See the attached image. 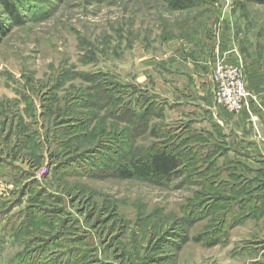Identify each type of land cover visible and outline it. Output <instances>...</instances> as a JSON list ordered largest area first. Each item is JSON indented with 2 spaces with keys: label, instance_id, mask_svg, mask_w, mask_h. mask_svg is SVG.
<instances>
[{
  "label": "rangeland",
  "instance_id": "obj_1",
  "mask_svg": "<svg viewBox=\"0 0 264 264\" xmlns=\"http://www.w3.org/2000/svg\"><path fill=\"white\" fill-rule=\"evenodd\" d=\"M7 1L19 21L0 0V159L26 174L0 169V264L264 263V251L244 250H264V211L211 245L226 204L212 210L215 194L191 178L197 166L187 147L203 133L208 144L217 140V167L232 158L235 173L250 178L264 167L234 151L225 127L236 114L209 88L232 36L250 43L264 70V0H193L184 10L167 0ZM245 83L244 108L263 113L264 99ZM142 97L160 117L142 118ZM163 125L176 127L171 141L187 156L168 177L137 171L131 157L148 158L169 141L157 132ZM64 161L70 168H60ZM218 179L216 192L232 196L235 182ZM257 182L245 191L264 192Z\"/></svg>",
  "mask_w": 264,
  "mask_h": 264
},
{
  "label": "trees",
  "instance_id": "obj_2",
  "mask_svg": "<svg viewBox=\"0 0 264 264\" xmlns=\"http://www.w3.org/2000/svg\"><path fill=\"white\" fill-rule=\"evenodd\" d=\"M1 2H3V4L6 6L12 18L15 20L17 19L16 21H19L18 15L16 13L13 3L7 0H1ZM167 2L169 6L174 10H184L193 3V0H167ZM0 31L3 33V30L1 29V23H0ZM135 104L141 107L142 118L150 114L151 115L154 114L157 117L161 116V114L154 113L152 109L153 104L147 98L142 97L138 99ZM131 110H132V114L134 115L133 109ZM113 112L116 116L120 115L118 114L120 112H119V109L117 108L116 109L113 108ZM188 124H191V123L187 122L185 127L188 128L187 126ZM164 125L163 127L161 126L159 129L157 128V132L162 131L161 133H163L164 135H170L169 141L166 140L165 142L155 143L154 149H153L155 151L153 153H150L148 158L144 156L143 157L136 156V158L131 157L132 161L129 164L132 165L137 171L146 173V174L148 173V175L156 176V177H159V176L168 177L178 171V168L180 167L179 161L184 159L187 156V150L180 152V150H178V145H174L173 143L174 141H171L172 139L174 140L176 138L175 134L173 133L174 131L173 128H176V127H173V128L172 126L164 127ZM65 128H66L64 129L65 131H68L70 129L67 127ZM75 129L77 130L80 129V126L75 127ZM217 135L221 139L225 138V135H222L219 132H217ZM157 137L161 138L158 133H157ZM210 137H213V136L210 135ZM189 141H191V143L188 144L187 147L189 148L192 147V149L195 151V158H192V160L189 163H195L197 166V171L191 174V178L196 179L200 183H205V185H208V186L211 185L210 186L211 190L214 192L213 194H215L214 195L215 198H213V200H216L215 203H211L213 207L212 210L215 207H217L216 205L217 202H218V205L221 204L220 208H223V206H225L226 204L222 213H220L219 215L222 226L221 228L219 227L218 229L214 230L215 237L212 238L213 241L211 242V245H214L215 242L219 241L220 238L224 237L223 235L226 233L225 228H232L238 223L242 222L245 218H249L255 214L263 213L264 211V192L262 193L254 192V189L258 188L259 186L255 188L253 186L250 189V191H245V190H248L250 188V185L252 184L256 185V178L258 181L257 183L259 184H261L260 182L264 183V167H262L261 169H258L257 172H259L258 173L259 176H257L256 178L247 177L243 174H240L237 171L235 173L233 166H234V163L236 164L238 161L234 162L232 158L226 159L224 161L226 162L224 167H217L216 166L217 162L214 160L213 162L211 161L213 157L215 156L217 149H218V145H216L217 144L216 138L214 139L215 142L211 145V143L208 144L206 142L209 140L207 139V137H205L203 133H194L193 137L191 136ZM117 146L115 147V149L121 148L120 145L119 147ZM232 148L234 149V151L238 150L237 145L232 146ZM257 161L261 162L264 165V162L261 161V159L259 158L253 159V163H250L248 161L246 164L247 166H251L252 168H254V165H258ZM66 162L67 161H64V163L63 162L60 163V168H70L68 164L66 165ZM119 163L121 164L119 166V169L121 170L120 174L124 177H131L132 172L130 171V169H128L130 168L129 164H125L124 161H120ZM1 167H3L4 169H2ZM0 169H1V174L6 173V174H9L10 176L12 175L15 179H20V177L23 174H26L24 173L25 171L23 169L20 170V169H17V167H11L10 165L8 166V162L6 164L4 160L2 161L1 159H0ZM15 169H17V171ZM250 171L252 172L251 169L249 170V172ZM220 176L230 179L233 182H235L234 186L231 185L232 192L233 194L235 193L234 194L235 196L233 194L232 196H229L230 194L219 195V193L216 192L217 191L216 188L212 187L214 183L218 182L219 180L218 178H220ZM34 182L35 181H33L32 183ZM243 194L244 195L249 194V195L244 197ZM237 195H240L242 199H239L240 197L237 198ZM39 196L40 194L38 193L35 195V198L39 200ZM2 215L3 213H0L1 218H2ZM34 215H36L35 220L39 221L41 214L38 212L37 213L35 212ZM12 225H13V220H9L8 225H6L5 229L12 231L13 229ZM244 250L246 251L253 250L256 253L264 251L263 249H261V247H256V248L251 247V249L248 248ZM86 254L87 252L85 253V255ZM263 256H264V253H263Z\"/></svg>",
  "mask_w": 264,
  "mask_h": 264
},
{
  "label": "crops",
  "instance_id": "obj_3",
  "mask_svg": "<svg viewBox=\"0 0 264 264\" xmlns=\"http://www.w3.org/2000/svg\"><path fill=\"white\" fill-rule=\"evenodd\" d=\"M236 28L237 27H233L231 32H233V30ZM236 36L238 37V35ZM239 40L235 36H232L228 39V41H226L228 42L227 46H229L231 50H228V53L226 49H224L223 51L221 50L222 53L226 54V57L222 58L221 62L234 63L236 65H239L244 71L247 86H249V88L257 96L259 101L262 102V99H264V70L262 68V64H259L260 62L257 63V61L252 59L250 43H248L245 39L243 40L244 42ZM237 41H239L238 45ZM231 45H234V47H232ZM236 45L238 46L239 50L237 49ZM246 61L250 62L247 63ZM202 66L205 67L206 65L202 63ZM212 87L214 88V85L211 82L209 88L212 89ZM250 107V105L248 108L245 107L236 115L226 116V121L229 125L227 124L225 129L230 131L228 133L229 136L227 135V137L236 138V140L233 139L232 141L236 142L235 145H237V151H243L244 155L247 157L250 163H253L252 160L256 158H259L264 162V111L263 113H258V115H253ZM206 112L209 113L210 111ZM256 118H259V125H261V128L257 125V122H255ZM217 132L225 135L222 130L218 129ZM256 137H258V140L255 139Z\"/></svg>",
  "mask_w": 264,
  "mask_h": 264
},
{
  "label": "built area",
  "instance_id": "obj_4",
  "mask_svg": "<svg viewBox=\"0 0 264 264\" xmlns=\"http://www.w3.org/2000/svg\"><path fill=\"white\" fill-rule=\"evenodd\" d=\"M214 85V101L233 114L244 108L249 96L243 69L234 63L219 62L211 75Z\"/></svg>",
  "mask_w": 264,
  "mask_h": 264
}]
</instances>
